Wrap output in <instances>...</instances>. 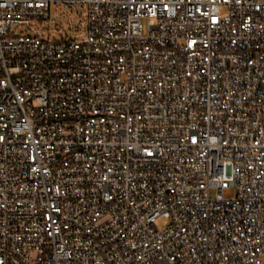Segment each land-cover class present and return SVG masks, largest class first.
<instances>
[{
	"label": "built area",
	"instance_id": "1",
	"mask_svg": "<svg viewBox=\"0 0 264 264\" xmlns=\"http://www.w3.org/2000/svg\"><path fill=\"white\" fill-rule=\"evenodd\" d=\"M263 254L264 0H0V264Z\"/></svg>",
	"mask_w": 264,
	"mask_h": 264
},
{
	"label": "rangeland",
	"instance_id": "2",
	"mask_svg": "<svg viewBox=\"0 0 264 264\" xmlns=\"http://www.w3.org/2000/svg\"><path fill=\"white\" fill-rule=\"evenodd\" d=\"M58 13H59V15H60V14H61V11H58ZM67 14H70V12H67ZM63 21H64V19H63L62 17H59V18H58V22H60V23H64ZM142 24H143V26L145 27V24H146L145 20H142ZM231 194H232V193L229 192V193L227 194V196H231ZM167 224H168V221L165 220V219H163V218H159V219H157V220L155 221V225H156V227L159 228V229L165 227ZM260 260H261L262 264H264V254L260 257Z\"/></svg>",
	"mask_w": 264,
	"mask_h": 264
}]
</instances>
